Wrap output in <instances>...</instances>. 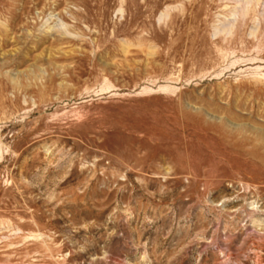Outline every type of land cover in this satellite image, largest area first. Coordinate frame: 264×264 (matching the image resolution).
Wrapping results in <instances>:
<instances>
[{
    "label": "rangeland",
    "instance_id": "rangeland-1",
    "mask_svg": "<svg viewBox=\"0 0 264 264\" xmlns=\"http://www.w3.org/2000/svg\"><path fill=\"white\" fill-rule=\"evenodd\" d=\"M0 264H264V0H0Z\"/></svg>",
    "mask_w": 264,
    "mask_h": 264
}]
</instances>
